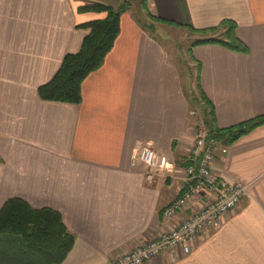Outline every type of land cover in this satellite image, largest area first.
Returning a JSON list of instances; mask_svg holds the SVG:
<instances>
[{
    "label": "crops",
    "instance_id": "crops-1",
    "mask_svg": "<svg viewBox=\"0 0 264 264\" xmlns=\"http://www.w3.org/2000/svg\"><path fill=\"white\" fill-rule=\"evenodd\" d=\"M95 1L113 2L0 0V209L18 197L58 210L76 241L56 264H114L204 206L202 194L165 216L185 185L197 96L212 105L219 128L264 115V0H145L146 17L162 25L217 27L204 37L223 36L231 20L249 49L191 42L186 82L134 7L122 13L102 65L85 77L81 102L43 99L39 87L81 48L90 31L83 24L105 17L80 11ZM226 142L215 168L248 187L239 208L195 237L189 253L177 246L142 264H264V123ZM146 144L175 163L154 182L136 157Z\"/></svg>",
    "mask_w": 264,
    "mask_h": 264
},
{
    "label": "trees",
    "instance_id": "trees-1",
    "mask_svg": "<svg viewBox=\"0 0 264 264\" xmlns=\"http://www.w3.org/2000/svg\"><path fill=\"white\" fill-rule=\"evenodd\" d=\"M131 4V0H120L118 5L95 1L79 7L80 11L105 12L106 15L83 24L90 29L89 33L81 48L67 53L52 79L39 87L43 99L81 102L85 77L104 62L120 33L121 15ZM222 25L226 27L222 37H202L195 43L219 42L234 50L247 52V44L235 35V23L225 20ZM216 28L191 27L204 35L215 32ZM201 101L210 138L230 143L264 123L263 115L233 127L219 128L212 105L203 97ZM75 241L76 236L68 229L58 210L35 208L18 197L7 200L0 209V264L61 263L68 257Z\"/></svg>",
    "mask_w": 264,
    "mask_h": 264
},
{
    "label": "built area",
    "instance_id": "built-area-1",
    "mask_svg": "<svg viewBox=\"0 0 264 264\" xmlns=\"http://www.w3.org/2000/svg\"><path fill=\"white\" fill-rule=\"evenodd\" d=\"M195 113V142L183 168L185 185L180 195L166 207L165 216L178 214L193 198L202 194H205L206 203L194 210L192 215L179 225L140 244L120 256L114 264H142L153 256L177 246H182L184 252L189 253L195 237L204 235L209 228L219 229L246 197L248 187L245 184L229 181L215 168L217 158L228 152V143L226 140L210 138L205 118ZM136 157L148 167L149 182H154L158 173H167L175 168L174 161L160 153L152 144H146L137 150Z\"/></svg>",
    "mask_w": 264,
    "mask_h": 264
},
{
    "label": "rangeland",
    "instance_id": "rangeland-1",
    "mask_svg": "<svg viewBox=\"0 0 264 264\" xmlns=\"http://www.w3.org/2000/svg\"><path fill=\"white\" fill-rule=\"evenodd\" d=\"M104 2V1H103ZM120 0H113L114 5H118ZM132 4L128 9H134V7H138L139 13H142L145 18H143L145 22V27L154 35L156 36L160 41L164 42L175 62L178 63L181 70H183L184 73V79L186 82H190V76L189 78V62L191 54L188 51V48L190 46L191 42L199 40L201 37H204L206 35L197 33L196 31L189 29V28H177V27H169L167 25H162L160 23H157V20L155 18H148L144 14L143 11V0H131ZM127 9V10H128ZM224 34V33H223ZM195 36V37H194ZM217 37H222L221 35H216ZM192 65V64H191ZM191 75L193 74L195 79V68L191 66ZM192 83V82H191ZM190 83H188L187 87H190ZM193 90L198 91L197 87L193 88ZM192 91V90H191ZM202 101L201 98L197 96L194 107L196 111H198L199 116L205 118L203 114V107H202ZM206 120V119H205Z\"/></svg>",
    "mask_w": 264,
    "mask_h": 264
}]
</instances>
